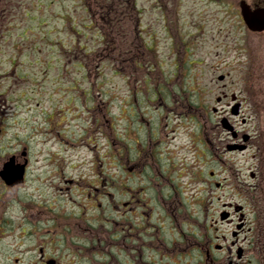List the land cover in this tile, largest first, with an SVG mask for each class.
<instances>
[{
  "label": "rangeland",
  "instance_id": "1",
  "mask_svg": "<svg viewBox=\"0 0 264 264\" xmlns=\"http://www.w3.org/2000/svg\"><path fill=\"white\" fill-rule=\"evenodd\" d=\"M167 1L163 20L161 10L152 6L154 0H96V2L90 0V4L88 0L83 3L80 0H65L64 7L68 8V11H62L60 7L54 8L59 12L60 18L58 17L56 22L53 21L52 27H48L51 34L48 33L45 37L43 34L48 25H38L40 17L39 21L29 19L28 25L33 29L28 32V39L20 45L25 47L17 50L21 51L23 57L20 59L24 63L21 79L15 72L9 76H0V98L5 101L0 108L4 110L7 124L0 148V166L11 153L15 154L18 160L28 157V169L24 189H9L12 192H6L4 195L2 194L4 187L0 183V217L7 213L12 225H19L23 215L18 208V197L15 196L21 194L27 197L32 194L33 198L40 202H49L60 198L62 192L61 197L69 196L70 201L75 200L74 203L83 207V202L80 203V193L82 191L86 193L88 188L83 181L93 178L90 175V160L94 154L88 150L87 139L90 137L94 140V137L99 136L98 133L97 135L94 133L96 117L102 110L108 111L110 122L115 129L118 127L123 130L125 126L120 124L128 123L118 105L119 98L125 94L123 89L126 85L122 76L126 73L118 72L115 75L114 72L117 66H121L117 62V57L121 54L120 49L127 51L128 46L132 45L130 51L134 53L133 59L136 58L135 64L142 68L135 74L137 85H141L145 77H151L148 81L151 86L155 84V88L162 91V88L168 86V82L170 85L176 76V84L170 85L172 89L169 96L181 98L183 104L175 106L176 110L170 114L169 121L174 130H179L171 143V149L178 159L179 155H191L188 148L192 147V137L201 136L206 130L208 124L205 122L206 119L215 120L212 107L224 109L223 103L229 98L223 100L221 104H216V95H222L223 92L240 94L243 101L242 113L247 117L243 127L254 137L248 148L227 151L216 164H202L206 172L209 169L215 171L216 181L219 182L212 186L206 184L209 181L204 182L203 207L209 202L211 208H219V213L224 209L231 212L232 222L219 221L220 232L230 233L236 223L244 222L243 231L238 238L242 246L245 245L246 230L249 226L254 227L253 233L257 234L259 231L264 233V195L261 191L264 173V32L252 33L247 30L240 15L241 0ZM245 1L253 4L257 0ZM15 3L17 4L13 0H8L10 12L4 22L11 17L12 23L20 19L22 24L20 9L24 6L31 10L34 8L36 13H45L44 6L41 11L37 9L40 5L39 0H21L17 6ZM2 4L3 0H0V6ZM88 5H92L91 15L85 10ZM109 8L111 13L108 12ZM136 9H139V13L135 11ZM126 10H132L129 19L125 14ZM46 13L48 20H51L52 14H48V10ZM137 15L140 19L141 42L153 52L144 50L140 42L133 41L135 38L133 23L138 19ZM113 17L114 25L116 19L119 21L118 26L114 28L120 29L124 34L122 40L120 37L115 38L114 44L118 47L117 50L111 51V45L105 48V41L102 36H95V31L100 23L111 21ZM93 27L95 31L89 34L88 30ZM27 29L28 27L24 28ZM78 30L82 34L88 32L86 43L92 50L88 57L82 56V52L76 48L69 50L68 46L73 43ZM13 39L22 41L13 33L9 39L10 45L14 43ZM81 39L84 42V35ZM126 51L123 54H126ZM80 58L89 66L87 73L86 70L74 65V61H79ZM18 61L19 59L14 58L11 62V68L15 71L18 70ZM127 65H130V62ZM148 66L155 68L156 73H143ZM104 72L107 73L109 81L97 89L93 83L94 77L99 79ZM160 72L162 73L159 74ZM219 74H225V78L218 80ZM88 85L91 88V96H88ZM68 94L73 95L72 101ZM99 97L105 102L98 101ZM40 103L48 108V112H41L37 110L38 108L27 109H30L31 105L41 108L43 105ZM77 114L79 116L71 122L69 129L70 119ZM153 115L158 117L155 113ZM56 120L60 125V132L69 129L68 139L74 143L73 146H62L58 143L57 137H54L57 129ZM178 125L180 126L176 127ZM241 127L242 125H238L236 129L239 130ZM112 131L114 134L115 130L111 126L108 130L111 136ZM97 140L98 138L94 142ZM96 144V147H102L101 152L107 146V152L103 155L108 162V169L114 174L116 167L113 168L114 163L111 162L117 156L114 136L107 141L102 138ZM202 145L203 143L198 146ZM179 146L184 148L179 150ZM65 147L69 150L65 151ZM22 151H26L25 156ZM59 155L70 156L77 165L64 169L59 165ZM205 156L206 154L204 158ZM187 161L190 162L189 157ZM66 173L78 181L71 184L59 181ZM254 173L256 176H253ZM66 187H69V190ZM238 206H241V209ZM70 208L71 205L68 206V216L65 217L64 223L70 224L77 219L76 216L69 218V215H72ZM32 218L34 221L40 219L42 229L50 231L45 238L54 245V252L59 255L63 264H69L73 257L76 264H84L85 255H93L95 252L101 254L103 251L96 246L89 245L83 248L73 245L71 250L74 256L69 255L67 249L63 248L66 242L65 234L58 228L49 230L45 223L46 216L34 214ZM214 218H218L216 210ZM208 220L211 221L209 217ZM21 226L29 227L28 224ZM5 231L0 245V264H14L16 262L14 257L21 256L17 254V246L11 241L7 227ZM39 232L42 233L41 230ZM78 234L82 233L76 231V235ZM41 237L42 235L39 236V240ZM25 261L26 257L22 256L20 263L17 264H24Z\"/></svg>",
  "mask_w": 264,
  "mask_h": 264
},
{
  "label": "flooded vegetation",
  "instance_id": "2",
  "mask_svg": "<svg viewBox=\"0 0 264 264\" xmlns=\"http://www.w3.org/2000/svg\"><path fill=\"white\" fill-rule=\"evenodd\" d=\"M167 5V0H154L152 6L165 10ZM9 12L8 0H3L0 6V68L3 67L4 76L11 74V56L14 53L11 48L17 45L15 42L12 45L9 43L11 17L4 22ZM133 27V36L138 38L139 28L137 24ZM17 36L22 38L20 34ZM76 45L83 56L88 57L86 45L83 47L79 42ZM130 47L131 45L128 49ZM128 49H120L121 54L117 57L118 63L126 73L122 79L127 87L125 94L119 98L118 105L124 114L120 115L125 117L128 123H121L125 129L117 127L114 137L117 156L111 162L114 163L113 168L116 167L115 173L108 169V162L103 155L107 152V146L103 148V152L101 146L96 147L98 140L103 138L107 141L113 138L108 133L107 111L102 110L95 119L94 133L99 136L94 137V140H98L94 142L90 137L87 139L88 150L94 154L90 160V175L93 178L83 181L88 186L86 193H80V203L83 202V207L74 203L75 200L70 201L69 196L61 197L62 192L60 198L49 202H40L33 198L32 194L29 197L19 196L18 208L23 216L16 226L9 221L7 213L0 217V245L7 227L11 241L17 246V254L21 256L14 257V264L20 263L22 256L26 257L24 264H63L59 255L54 252V245L45 238L50 231L42 229L40 219L33 220L32 215L36 214L46 216L45 223L49 230L58 228L65 234L66 242L63 248L67 249L69 255L74 256L71 250L73 245L83 248L91 245L103 250L101 254L95 252L93 255H85L84 264H264V233H253L254 227L249 226L246 230L245 245L242 246L238 243L239 231H219V221H233L231 212H227L225 220H221L219 208H211L208 205V197V203L203 207L204 182L209 181L206 184L211 186L219 182L216 181L215 171L209 169L206 172L202 164H214L225 153L226 145L239 141L242 134H249L243 127L247 118L244 115L240 118L231 117L228 109L220 110L222 114L225 112L230 120L232 118L231 122L235 127L242 125L237 134L233 136L230 132L220 129L219 115L216 114L215 120H207L206 130L201 136L192 137V147L188 148L191 155H179L178 159L171 149V143L178 131L170 126L169 116L176 107L183 104V100L170 97L171 88L168 86H164L162 91L152 87L148 77L144 78L141 85H137L135 74L139 67L132 62L135 59L134 53ZM125 51L126 54H123ZM148 51L153 52L150 48ZM128 62L130 65H127ZM88 67L86 61H80L78 64V68L86 70V73ZM154 69L147 67L143 73H156ZM96 70L98 71V68ZM98 84L102 86L106 84V80L101 76ZM218 97L220 103L227 94L223 93L222 97ZM229 97L227 106L236 102L241 106L243 103L239 94L231 93ZM4 103L0 98V107ZM3 114L4 110L0 108V143L6 129ZM57 135L63 145L73 146L74 143L69 141L68 137L59 132ZM247 136L249 145L254 135ZM201 143L203 145L198 146ZM204 143L207 149L205 158ZM181 148L184 146L178 147L179 150ZM67 150L69 149L65 147V151ZM8 157L7 155L3 162ZM58 157L59 165L64 169L77 165L70 156ZM188 157L190 162L187 161ZM14 158L19 161L16 156ZM253 176H256L255 173ZM262 176L261 191L264 195V173ZM59 181L71 184L76 183L78 179L66 173ZM66 189L69 190V187ZM69 205L72 214L69 218H77L70 224L64 223ZM214 210L218 217L216 219ZM22 224H28L29 227L21 226ZM76 231L82 234L76 235ZM69 264H76L75 257L69 260Z\"/></svg>",
  "mask_w": 264,
  "mask_h": 264
},
{
  "label": "water",
  "instance_id": "3",
  "mask_svg": "<svg viewBox=\"0 0 264 264\" xmlns=\"http://www.w3.org/2000/svg\"><path fill=\"white\" fill-rule=\"evenodd\" d=\"M242 16L249 28L253 30L264 29V7H257L251 9L247 4L242 3ZM223 126H227V121L222 120ZM23 173V165L14 166L7 163L3 170H1V176L10 184L21 180Z\"/></svg>",
  "mask_w": 264,
  "mask_h": 264
}]
</instances>
